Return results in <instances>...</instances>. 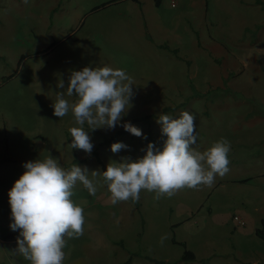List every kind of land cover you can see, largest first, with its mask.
Masks as SVG:
<instances>
[{"label": "rangeland", "instance_id": "rangeland-1", "mask_svg": "<svg viewBox=\"0 0 264 264\" xmlns=\"http://www.w3.org/2000/svg\"><path fill=\"white\" fill-rule=\"evenodd\" d=\"M175 2L177 6L171 8L166 0H0V234L19 232L10 229L8 192L25 168L7 161L10 155L25 162L34 158L26 132L40 131L49 146L68 141L56 148L67 156L59 163L78 166L82 157L84 165L79 166L88 169L98 189L107 183L102 174L91 176L92 171L102 172L97 157L107 167L121 157L133 161L143 157L150 142L162 148L166 138L157 123L160 115L176 118L188 111L195 117L196 132L199 126L264 127V7L254 0ZM105 65L123 69L133 78L134 96L120 124L131 122L147 139L120 125L96 130L85 125L93 144L89 155L71 148L69 129L78 125L71 111L56 117L53 103L57 92L66 91L58 82L68 83L73 70ZM65 98L70 103L75 99ZM196 136L197 144L201 139ZM115 142L128 148L113 153ZM244 145L235 147L243 150ZM73 193L74 202L90 199L94 203V195L87 190ZM128 202L109 206L108 214L93 212L91 228L84 236L89 247L78 256L86 259L68 264H153L142 258V244L137 256L131 255L130 221L114 227L115 209ZM120 218L127 219L125 213ZM99 222L108 228L106 242ZM115 228H122L123 238L111 245ZM65 239L66 249L76 238ZM99 239L111 250H103L96 243ZM8 242L0 236V264H30L15 253L18 245ZM211 264L234 263L219 259Z\"/></svg>", "mask_w": 264, "mask_h": 264}, {"label": "clouds", "instance_id": "clouds-1", "mask_svg": "<svg viewBox=\"0 0 264 264\" xmlns=\"http://www.w3.org/2000/svg\"><path fill=\"white\" fill-rule=\"evenodd\" d=\"M25 3L28 0H24ZM133 78L125 70L110 66L83 67L70 73L66 91L57 92L54 115L62 118L71 111L78 126L71 127L72 149L91 154L93 144L89 130L114 129L122 126L129 133L147 139L131 122L120 124L134 96ZM60 89L64 82H58ZM75 97L70 103L65 97ZM161 127L162 148L148 143L145 155L136 160L121 157L110 161L105 171H92L93 178L102 174L113 205L129 199L138 202L140 192H155L154 199L171 198L184 188L212 187L217 175L229 172L230 142L221 138L200 151L196 144L195 117L183 111L176 118L163 114L157 119ZM87 125L89 130H85ZM128 146L122 142L111 145L113 153ZM25 171L8 192L12 231L19 230L15 253L30 264H63L66 237L83 235L84 209L73 201V189L81 183L95 195L94 179L88 169L73 165L66 170L50 154L43 159L24 163ZM22 237V238H21Z\"/></svg>", "mask_w": 264, "mask_h": 264}, {"label": "crops", "instance_id": "crops-1", "mask_svg": "<svg viewBox=\"0 0 264 264\" xmlns=\"http://www.w3.org/2000/svg\"><path fill=\"white\" fill-rule=\"evenodd\" d=\"M64 84L67 88L68 83L64 81ZM47 95L51 99L52 96ZM67 129H64L66 133ZM25 134L28 138L27 143L31 144L30 151L34 154L32 161L45 158L47 153L54 154L53 157L58 158V162L63 159V156L67 157L63 150L56 148L68 144V141L63 139L49 146L50 142L43 138L40 131H29ZM195 134L201 139L195 147L200 151L206 150L213 142L221 138L230 142L228 175L223 177L217 175L212 187L202 185L198 189L184 188L177 191L171 198L163 196L157 200L154 199L155 192L142 190L140 193L142 199L138 202L129 199L131 201L128 202L129 205L126 202L117 206L113 216L114 227L130 221L131 255H136L138 245L142 244L145 250V257L142 258L153 264H157L154 261L164 264H211V261L219 259L232 260L234 264L264 263V227L262 226L264 224V127L226 125L204 128L199 126L197 132L195 128ZM209 139L212 141L208 142ZM239 144H245V149H236L235 146ZM104 147L108 146L104 145ZM80 160L82 161L78 166H83V158L81 157ZM24 163L26 162L12 155L7 161V164L15 165L18 169ZM241 163H248V165L243 167ZM61 165L64 167L66 164L62 161ZM65 169L70 168L65 167ZM238 170H241V173L235 176ZM74 190L85 192L87 189L81 183H77ZM110 196L111 193L104 184L96 190L94 203H90V199L75 201L83 206L85 223L83 235L74 239L73 244L63 249L65 264L74 260L84 263L86 256H83L84 259L78 256L86 254L85 248L89 247L84 236L91 228L90 224L93 222L91 215L94 211L108 214L110 211L106 208L116 205L111 204ZM123 213L127 219L120 218ZM233 216L239 217L245 224L239 226ZM100 225L103 227L105 236L104 240L99 239L96 243L103 250L110 251L111 249L102 242L107 240L108 228L105 227V223ZM121 229L115 228V238L114 242L111 241V245H116V242L123 238ZM261 233L262 238L259 237ZM3 235L6 234H0L1 237ZM8 243L15 245L17 240ZM74 251L77 253L72 254ZM117 251L115 249L114 254ZM184 251L191 252L195 259L191 262H181Z\"/></svg>", "mask_w": 264, "mask_h": 264}, {"label": "trees", "instance_id": "trees-1", "mask_svg": "<svg viewBox=\"0 0 264 264\" xmlns=\"http://www.w3.org/2000/svg\"><path fill=\"white\" fill-rule=\"evenodd\" d=\"M255 4L257 5H261L264 7V3L261 1V0H255ZM123 131H120L118 132V134L122 133ZM105 144V143H104ZM100 145H103V144H100ZM93 155L95 157H97V151H94L93 152ZM97 162L98 164H100L102 166V170L105 171L106 170V167L102 164V162L100 161V159L97 157ZM73 163H75V161H73ZM71 165L69 166H66L67 168H71L70 167ZM262 226L264 227V224H262ZM260 233V232H259ZM19 236V232H15V233H10V234H6V235H3L2 236V239L5 240V241H13V240H17V237ZM259 237H263V234H259ZM22 238V237H21ZM195 258L193 256V254L189 251H184L180 261L181 262H191L193 261ZM129 261V260H127ZM155 263L157 264H164L163 262H157V261H154Z\"/></svg>", "mask_w": 264, "mask_h": 264}, {"label": "built area", "instance_id": "built-area-1", "mask_svg": "<svg viewBox=\"0 0 264 264\" xmlns=\"http://www.w3.org/2000/svg\"><path fill=\"white\" fill-rule=\"evenodd\" d=\"M167 3L169 4V6L171 8H175L177 6V3L175 2V0H166ZM234 221L239 225V226H243L245 224V222L243 220H241L239 217L235 216L234 217Z\"/></svg>", "mask_w": 264, "mask_h": 264}]
</instances>
